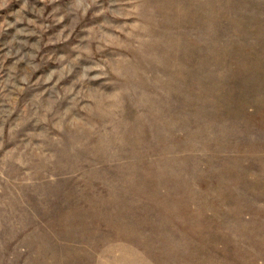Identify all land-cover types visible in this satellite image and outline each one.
Returning <instances> with one entry per match:
<instances>
[{
    "label": "rangeland",
    "instance_id": "1",
    "mask_svg": "<svg viewBox=\"0 0 264 264\" xmlns=\"http://www.w3.org/2000/svg\"><path fill=\"white\" fill-rule=\"evenodd\" d=\"M0 264H264V0H0Z\"/></svg>",
    "mask_w": 264,
    "mask_h": 264
}]
</instances>
